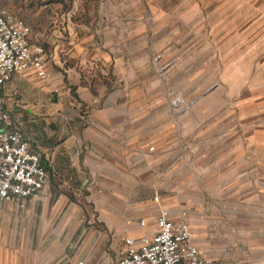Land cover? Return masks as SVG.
Returning a JSON list of instances; mask_svg holds the SVG:
<instances>
[{
  "label": "crops",
  "instance_id": "1",
  "mask_svg": "<svg viewBox=\"0 0 264 264\" xmlns=\"http://www.w3.org/2000/svg\"><path fill=\"white\" fill-rule=\"evenodd\" d=\"M54 32L46 44L50 77L21 71L1 89L49 180L40 199L22 200L23 207L0 201V226L12 212L27 223L33 215L41 232L51 233L56 223L59 232L45 248L62 246L65 262H73L78 258H70L69 239L61 236L66 227L73 234L81 217L95 223L74 237L94 248L120 241L126 227L133 237L150 235L157 196L174 221L185 213L193 242L211 264H264V56L254 73H242L240 94L226 91L215 104L200 97L172 110L153 99L139 106V96L159 91L140 88L122 72L124 58L104 44H64Z\"/></svg>",
  "mask_w": 264,
  "mask_h": 264
},
{
  "label": "rangeland",
  "instance_id": "2",
  "mask_svg": "<svg viewBox=\"0 0 264 264\" xmlns=\"http://www.w3.org/2000/svg\"><path fill=\"white\" fill-rule=\"evenodd\" d=\"M0 5L30 26V42L43 46L46 56L56 30L64 44H104L111 56H122V72L138 79L140 88L159 91L152 98L139 96V106L153 99L155 106L167 102L179 110L200 97L203 104L219 103L226 91L241 93L242 73L246 68L254 73L264 56V0H0ZM85 195L76 199L84 201ZM82 211L87 215L88 209ZM32 216L27 223L12 212L0 226V264H116L121 240L108 239L99 248L75 243L80 229L95 223L81 217L73 234L66 227L65 250L78 259L65 262L62 246L55 252L45 248L59 227L54 223L51 233L41 232ZM83 249L89 252L81 254Z\"/></svg>",
  "mask_w": 264,
  "mask_h": 264
},
{
  "label": "built area",
  "instance_id": "3",
  "mask_svg": "<svg viewBox=\"0 0 264 264\" xmlns=\"http://www.w3.org/2000/svg\"><path fill=\"white\" fill-rule=\"evenodd\" d=\"M30 36V26L0 5V201L20 200L21 207L22 200L40 199L49 180V170L41 164L40 155L29 148L22 127L5 107L1 95L3 85L14 73L32 70L41 80L51 75L43 46L32 44ZM153 200L158 205L154 233L133 237L126 227L116 264H211L212 259L201 256L193 242L185 213H181L180 221H174L158 204V197ZM138 225L144 227L145 220H139Z\"/></svg>",
  "mask_w": 264,
  "mask_h": 264
},
{
  "label": "trees",
  "instance_id": "4",
  "mask_svg": "<svg viewBox=\"0 0 264 264\" xmlns=\"http://www.w3.org/2000/svg\"><path fill=\"white\" fill-rule=\"evenodd\" d=\"M41 164H42L47 170H49L48 167L42 162V160H41Z\"/></svg>",
  "mask_w": 264,
  "mask_h": 264
}]
</instances>
